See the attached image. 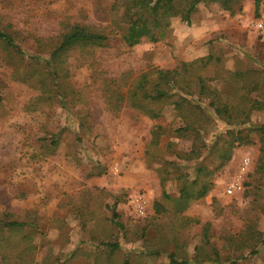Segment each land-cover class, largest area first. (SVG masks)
Returning <instances> with one entry per match:
<instances>
[{"label":"rangeland","instance_id":"obj_1","mask_svg":"<svg viewBox=\"0 0 264 264\" xmlns=\"http://www.w3.org/2000/svg\"><path fill=\"white\" fill-rule=\"evenodd\" d=\"M125 3L126 0H0V16L31 36L53 37L65 21L89 25L106 36L102 46L95 49L92 63H82L76 48L69 51V80L74 89L84 92L86 102L74 104L68 100L67 109L37 103V91L10 78V68L2 61L0 48V212L9 211L18 220L27 211L40 217L41 235L38 232L33 240L36 264L48 250L64 264H93V254L102 241L118 242L120 247L114 256L117 260L126 258L129 264L168 262L172 244L166 233L156 222L158 228L147 224L153 213L152 203L161 191L155 172L159 163L147 164L143 150L150 138V127L155 124L166 128L159 142L163 159L177 160L174 151H187L190 140L176 137L173 132L181 121L172 106H165L156 119L127 106L117 112L108 111L100 89L103 77H117L125 71L133 76L151 67L172 68L209 53L218 56L227 70L264 72V35L254 27L255 22H264V0H258L257 5L254 0H237L228 9L202 0L188 21L179 14L169 16L154 28L155 41L142 39L133 46L126 45L121 37L127 27ZM200 73L212 77L214 69L205 67ZM207 86L218 89L221 99L232 94L230 83L214 80L207 81ZM197 88L193 80L192 89ZM250 119L255 124L264 123V111L253 110ZM224 129L221 121L210 117L203 137L210 145L214 135L223 134ZM52 134H59V143L43 153L41 145L48 143ZM135 136L142 141L138 148ZM252 138L250 144L232 150L229 162L212 176V189L183 212L199 221L181 230L189 258L200 242L203 223L210 224V240L223 257L238 255L232 250L236 241L232 248L226 247L224 234L241 235L250 223L261 232L263 242L257 244L255 253L244 250L247 255L235 264H264V185L261 195L255 197L256 182L251 173L258 159L259 142L257 134ZM168 142L173 143L171 148H167ZM213 156L207 153L192 165L212 170L217 164ZM244 157L250 160L247 169L242 168ZM180 163L191 164L183 160ZM130 170L132 177L143 179L142 185L120 184ZM184 170L191 177L195 173L191 167ZM232 182H238L240 187L228 192ZM164 189L176 195L178 186L170 180L164 183ZM136 195L146 201L143 215L134 210L132 199ZM115 198V211L125 230H116L106 220L81 226L88 208L103 214ZM152 247L161 252L156 255ZM74 251L78 254L71 256Z\"/></svg>","mask_w":264,"mask_h":264},{"label":"trees","instance_id":"obj_2","mask_svg":"<svg viewBox=\"0 0 264 264\" xmlns=\"http://www.w3.org/2000/svg\"><path fill=\"white\" fill-rule=\"evenodd\" d=\"M200 1L126 0L124 12L127 27L121 36L122 40L128 46L142 39L155 41L154 28L160 26L165 18L179 14L183 20L188 21L191 11ZM209 1L228 9L237 0ZM254 1L257 5L258 0ZM61 24V30L53 37H34L13 25L5 16H0V48L3 51L2 61L9 65L10 78L37 91V103L47 102L50 107L67 109L69 101H74V104L86 102L84 92L74 89L69 80V51L76 48L82 63H92L95 49L102 46L106 36L83 23L65 21ZM221 64L218 56L209 53L192 62L181 61L172 68L151 67L133 76L130 71H125L117 77L101 79L102 99L108 111L117 112L120 107L127 106L149 119H156L162 115L165 106H172L175 116L181 121L173 132L176 137L190 140L187 151H174L177 160L163 159L159 142L166 128L155 124L150 127V138L143 150L147 164L159 163L155 172L161 191L152 203L153 213L148 217L147 224L158 228L157 223L172 244L171 251L167 253V264H235L247 255L243 253L244 250L248 254L255 253L257 244L263 242L261 232L249 223L241 235L224 234L226 247L232 248V243L236 241L232 250L238 255L223 257L217 244L210 240V224L206 222L201 226V239L195 245L191 258L183 248L185 244L181 230L199 222L183 212L212 189V176L229 162L236 146L253 142L252 134L258 135L259 142L258 159L251 173L256 182L255 197L261 195V185H264V123L255 124L250 119L253 110L264 111V72L251 69L231 71ZM205 67L214 69L212 77L201 75L200 71ZM193 80L198 85L195 90L192 89ZM214 80L232 84V94L221 99L222 94L218 89L207 86V81ZM210 117L221 121L225 129L223 134L214 135L209 145L203 137V130ZM79 127L82 128V123H79ZM59 140V134L50 135L49 142L41 145L42 152L46 153L50 147H56ZM172 145V142H168L167 148ZM207 153L214 155L217 160L214 169L210 170L205 165H192V162ZM180 160L191 164L180 163ZM184 167L193 168L194 175L191 177ZM170 180L178 186L176 195L164 189V183ZM117 201L115 198L111 205H107L103 214L88 208L87 214L82 215L81 226L88 222L106 220L116 230H125L123 221L115 211ZM38 232L41 235L40 217L34 212L27 211L25 217L18 220L9 211H1L0 264H36L33 262V240ZM119 247L118 242H100L99 250L93 254V264H129L126 258H115L114 253ZM152 252L158 255L161 251L152 247ZM77 254L78 251H74L71 256ZM64 263L53 257L52 251L48 250L40 264Z\"/></svg>","mask_w":264,"mask_h":264},{"label":"built area","instance_id":"obj_3","mask_svg":"<svg viewBox=\"0 0 264 264\" xmlns=\"http://www.w3.org/2000/svg\"><path fill=\"white\" fill-rule=\"evenodd\" d=\"M255 29L261 33L262 35H264V22L263 21H257L254 24ZM242 168H248V166L250 165V160L248 157H244L242 159ZM239 183L238 182H232L228 185L227 187V191L228 192H232L235 189L239 188ZM145 199L140 196V195H136L133 197L132 199V204L134 206V210L135 212H137L139 215H143L144 214V208H145Z\"/></svg>","mask_w":264,"mask_h":264},{"label":"crops","instance_id":"obj_4","mask_svg":"<svg viewBox=\"0 0 264 264\" xmlns=\"http://www.w3.org/2000/svg\"><path fill=\"white\" fill-rule=\"evenodd\" d=\"M134 140L137 143L135 148H138L140 142L142 141L140 138H137L136 136L134 137ZM131 173H132V170H130L126 175H124V177L121 179L122 181H120V184H123L125 186H129L132 184L142 185L143 179L141 180V178L132 177Z\"/></svg>","mask_w":264,"mask_h":264}]
</instances>
